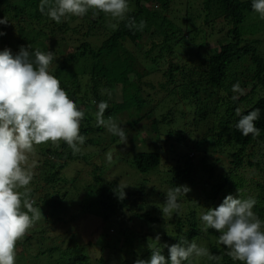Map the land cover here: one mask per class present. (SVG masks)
Here are the masks:
<instances>
[{
	"label": "trees",
	"instance_id": "16d2710c",
	"mask_svg": "<svg viewBox=\"0 0 264 264\" xmlns=\"http://www.w3.org/2000/svg\"><path fill=\"white\" fill-rule=\"evenodd\" d=\"M39 3L40 0H0V19L6 17L9 22L0 25V30L6 33L0 37V51L10 48L15 55L21 46L31 45L29 51L39 48L54 53L50 70L61 81V87L69 97L85 112L81 135L87 139L82 151L84 146H98L99 149L91 150L103 153V169L109 166L105 154L114 151L116 146L121 147L118 137L104 127H97L95 113L100 101H107L109 105L105 119L108 116L115 118V113L124 114L122 122L117 123L126 124L127 138L129 130L133 129L141 141L158 137L162 143L160 146L153 143L131 158L118 150L125 157H118L119 163L129 165L119 175L127 174L128 182L135 180L136 185L126 187V197L120 200L114 192L118 179L95 175L85 197L81 199L78 194L73 199L77 211L70 219L64 217L68 213L62 210L63 203L69 202V190L54 189L58 196L54 197L50 187L64 182L62 170L69 159L85 158V155L74 156L64 142L59 148L51 143L37 146L33 157L37 166L34 169L36 178L30 184L31 198L37 195L34 206L41 208L44 218L37 222L39 226L29 230L16 258L24 257L31 249L27 245L29 240L33 247L48 246L56 264H94L89 255L90 245L79 241L77 231L76 234L68 232L71 235L63 242L68 245L75 240L76 243L64 249L58 239L66 235L56 234L61 223L76 228L77 224H73L79 218L93 214L102 218L105 225L112 219L117 234L125 238L123 242L96 243L104 253L98 257L101 264H111L109 260L115 255L126 256L118 264L148 260L150 244L161 248L167 259L169 253L165 245L178 243L183 238L191 242L200 237L209 240L203 246L210 253L221 257L219 261L203 258L208 264H241L227 255L228 250L223 245L217 244L219 233L213 229L201 231L200 215L208 208L217 207L231 194L240 199L254 198L257 203L253 211L264 220V20L252 10V0H199V8L188 4L184 16L174 17L167 16V12L177 0H128V15L137 23L140 20L146 22L143 31L130 30L125 26L126 21L119 22L113 29L109 24L117 22L110 16L103 13L93 16L91 11L83 18L68 17L57 24L38 10ZM202 19L208 23L202 24L207 38L220 34L215 41L217 47L207 48L204 52L201 49L207 39L198 44V50L194 49L201 29L198 20ZM209 24L210 32L204 29ZM188 32L192 34L190 39ZM148 37L150 41H147ZM63 43L71 50H62ZM194 56L199 58L198 64H193ZM236 82L244 90L243 95L232 91ZM105 89L112 93L113 99L107 92L102 94ZM234 95L238 96L235 101ZM180 101L194 108L178 111L175 108L181 106ZM236 108L242 115L260 109L259 119L255 121L260 129L259 137H244L236 129L239 119ZM175 122L177 124L173 125ZM176 143L205 154L202 163L208 176L199 182L208 193L205 200L198 193L195 201L191 196L187 197L192 204L189 203L186 210L164 217L161 208L167 190L184 184L195 185L196 178L201 176H195L197 153L186 154L183 163L179 158L170 157L176 154L173 152L178 148ZM257 145L255 152L253 148ZM207 147L213 148V154H225L226 147L230 151L226 158L220 155L209 160ZM162 164L166 165L165 175L160 168ZM251 173L259 178L250 177ZM154 179L160 181L159 185L150 183ZM206 186L210 189H205ZM156 232L162 240L154 245L150 239ZM107 235L109 232L101 237Z\"/></svg>",
	"mask_w": 264,
	"mask_h": 264
},
{
	"label": "clouds",
	"instance_id": "9594fccd",
	"mask_svg": "<svg viewBox=\"0 0 264 264\" xmlns=\"http://www.w3.org/2000/svg\"><path fill=\"white\" fill-rule=\"evenodd\" d=\"M251 8L264 20V0H252ZM38 10L57 24L68 17L83 18L91 11L93 16L100 13L110 16L117 22L109 24L113 29L123 21L130 30L143 31L146 26L144 20L137 23L134 17L128 15V0H40ZM8 23L6 17L0 19V25ZM4 35L6 33L0 30V37ZM30 48L31 45L27 48L21 46L15 55L10 48L0 51V264H16L17 243L44 218L41 208L34 206L36 201L31 198L30 184L37 166L33 157L36 156L37 146L51 143L59 148L64 142L75 156L83 154L82 146L87 139L81 135L84 110L69 97L61 87V81L50 70L54 53L39 48L29 51ZM232 91L244 94L239 82L232 86ZM104 92L111 95L107 89L102 94ZM232 99L235 101L238 96L234 95ZM108 107L107 101L97 104V127H104L119 138L120 144H127L124 128L114 117L104 118ZM235 111L239 117L236 129L244 137H259L260 129L255 121L259 119L260 109H253L246 115H242L239 108ZM105 155L109 165L116 162L112 150ZM126 187L128 185L122 182L116 186L114 192L118 199H125ZM189 191L190 188L185 185L168 189L161 208L162 215H179L182 209L180 198ZM256 203L252 197L240 199L229 194L217 207L208 208L200 215L201 231L213 229L219 233L217 244L223 245L228 250L227 255L241 264H264V220L253 211ZM159 240L157 235L155 241ZM148 247L150 258L137 259L134 264H190L193 257L209 261L221 259L210 253L207 247L187 238L170 246L165 245L169 253L167 259L161 248Z\"/></svg>",
	"mask_w": 264,
	"mask_h": 264
},
{
	"label": "rangeland",
	"instance_id": "374dc122",
	"mask_svg": "<svg viewBox=\"0 0 264 264\" xmlns=\"http://www.w3.org/2000/svg\"><path fill=\"white\" fill-rule=\"evenodd\" d=\"M200 2H201V0H200ZM188 4L190 6H192V4H193L197 8H199V0H177V3H175L173 5L172 10L167 12V16H169V17H174L175 15L184 16L186 14V8H187ZM191 10H193V8ZM169 17H168V19H169ZM205 23H207V22L203 19L198 20V27H200L201 29L199 31V35L197 36L196 43L194 44V49L198 50V44H201L202 42H204V40L207 39L206 43L204 45V48L201 49L202 52L206 51L207 48L211 49V50L213 48H216L217 43H215V41H216V39H219V37H220V34H219L217 36L215 35V36H211V37L207 38L206 34H204V32L202 31V27H203L202 24H205ZM206 27L204 26V29H206V31L210 32L211 24H209V26H206ZM188 33H189V39H190L192 37V34H191V32H188ZM150 40H151L150 37H148L147 41H150ZM144 41H146V40H144ZM141 45H144V43L142 42ZM60 47L64 51H70L71 50V48H68V46L64 43L61 44ZM183 53L185 54V51H183ZM194 57H195V61L193 64H198L199 58H196V56H194ZM224 94H226V93H224ZM111 97L113 99L112 95H111ZM180 103H181V106L175 108L178 111H187V108L185 109V107H190V108L193 107V106H189L188 104L183 105L182 101H180ZM160 108H163V107H160ZM92 113H94V111H92ZM118 114L119 113H115V119L117 118L116 121L122 122V120L124 118V114H121V113H120V115H118ZM176 124L177 123L175 122V124H173V125H176ZM121 127L125 128L126 124L122 123ZM146 135L147 134H145V136ZM161 136L165 137L164 134H162ZM159 138H160V136H159ZM153 143H155V145H157V146H160L162 141H160L158 139V137H154L151 141H149L148 139L141 141L135 135V131L133 129H130L129 133H128L127 144H121V147L116 146V148L113 151V155L116 152H118V150H122L123 153L128 154V155H125V157L131 158V156L133 154H135L136 152H138L140 150L148 149L150 146H152ZM176 145L178 146V148L173 149V152H175L176 154L174 157H172V156H170V157L175 159V160L177 158H179V161L181 163H183L185 161V158H186L185 155L186 154L189 153V155L192 156V155H194V153H197V152H194L192 150L193 147L190 148L188 145H182V144H177V143H176ZM92 148L95 149V148H98V146H92V147H90L89 145L84 146L83 154L85 155V158L69 159L68 165L62 171V177L65 178V179L63 178L62 181H64V182H61L59 186H56L54 188L50 187L51 191L53 193L57 189H59L60 191H65L67 189L69 190V202H66L64 200L65 202L63 203V208H62L63 212L68 213V214H64L65 218L70 219L71 214L75 213L77 211L76 210L77 205L73 203V199L78 194L81 195V196L79 195L81 197V199H83L85 197V193L88 191V185L93 182L95 175H105L108 179H112V180L118 179L119 183L123 181L128 186L136 185L135 180L133 181V183L128 182V179L126 178L127 174L121 175V176L119 175L123 170H125L127 168V166L129 167V165L125 164L124 162L119 163L118 157L119 158H125L123 153L118 152L117 156H114V160L116 162L112 165L108 164L109 166H106L102 169V167L105 165V157H104L103 153L99 152V150L93 151V150H91ZM207 148H209V150L206 152L207 158L209 160L212 159L213 157H218L220 155L222 158H226V155H228V153L230 151V148L226 147V153L225 154H221V153L213 154L211 152L213 148H211V147H207ZM257 148H258V145L255 146L253 148V150L255 151ZM111 149H113V147ZM249 151L250 150H248V152ZM262 153H264V151H262ZM195 155H196L195 156V159H196L195 164L197 165V170H196L197 173L195 172L196 173L195 176L197 174H199L201 176L196 178L197 184L195 183V185L189 186L188 184H184L185 186H188L190 188V191L186 194V196H182L180 198V201H179L182 205V209H184V210H186L187 205H189V203L192 204L191 200L187 199V197L191 196L193 201H195L197 198V193H198V195L203 200H205L206 193H208L206 190H204L203 184L201 182H199L200 180H202L203 178H207V176H208V173L205 170H203V163H202V161L204 160L203 158L204 157L206 158V156L204 153H201V154L197 153ZM259 156L262 157L261 154H259ZM164 158H166V157H164ZM160 168L162 170V174L165 175L164 169L166 168V165L162 164ZM251 170H254V169H251ZM250 177H253L254 179L259 178L258 175L253 174V173L250 174ZM34 178H36V177H34ZM141 179L142 178H140L139 180H141ZM215 179H216V181H218V178H215ZM139 180L137 182H139ZM159 182L160 181L154 179V181L151 180L150 183H155L156 185H159ZM72 183H73V185H72ZM205 189L209 190L210 187L206 186ZM42 190L43 189H41L40 191L42 192ZM195 190H197V191H195ZM56 195H57V191L54 193V197H58ZM32 199H34L36 201L37 195H35V197H32ZM71 201H72V203H71ZM140 201H142V198L140 199ZM201 212H203V210H201ZM42 223H45V221H43ZM61 224L62 225H60V227L57 230V232H59V234H57V235L58 236L66 235L65 238H59L58 239V243L63 244L62 248L63 249L67 248L69 245L73 246L76 243V241L74 240V241H70L69 244L67 245V243L63 242V240L69 238V236L71 234H76V231H77L79 233L78 234L79 241L90 245V248H88L90 251L89 250L88 251H89V255H90L91 259H93V261H94V264H101L98 261V257H100L101 255H104V253L102 254L101 246L96 244V243L105 244L108 241L107 244H110V243H115V240H121V242H123L125 240L124 237H121L120 235L117 234V231L115 230L116 228L113 225L112 219L109 220L108 223L105 225L102 218H100V217L97 218L93 214H89V215L86 214L84 217L79 218L78 222L73 224V225L77 224L76 228H70L69 223H61ZM37 226H39V223H35V225L33 227L35 228ZM55 226H58V224H55ZM70 229H73V230L71 231ZM77 229H79V231ZM68 232L71 234H69ZM108 232H109V235L105 236V238H107V239L101 237L103 234L108 233ZM157 235H159V237H160L159 241H155V237ZM24 240L25 239H23L17 243L16 256H17L18 252L20 253L19 249H21L22 243L25 244ZM150 240L154 241L153 242L154 245L156 243L160 242L162 240L160 233L156 232L155 236H153V238ZM193 240L199 246H203L204 244H207L209 241L205 237L193 238L192 241ZM29 242L30 241L28 240L27 245L30 246L31 251L29 250L26 253H24V255H23L24 257L16 258V264H24V263H27V264H56L54 257H52V255L48 251V249H49L48 246H40V248L39 247H33V244L30 245ZM92 243H93V246H91ZM42 250H46L47 253H40ZM113 257H112L113 260H109V261H111L110 262L111 264H118L119 262H121L122 260H124L126 258V256H124V255H118V256L115 255ZM192 260L193 261L191 264H208L203 258L193 257Z\"/></svg>",
	"mask_w": 264,
	"mask_h": 264
}]
</instances>
